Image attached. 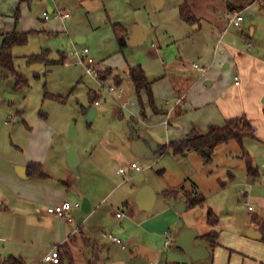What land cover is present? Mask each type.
I'll return each mask as SVG.
<instances>
[{"label":"rangeland","instance_id":"1","mask_svg":"<svg viewBox=\"0 0 264 264\" xmlns=\"http://www.w3.org/2000/svg\"><path fill=\"white\" fill-rule=\"evenodd\" d=\"M160 1L163 2L160 4ZM228 2H234L231 9L241 12L244 21L240 27H228L222 38V47L234 45L247 49L244 37L250 35L253 28L255 34L249 38L254 43L252 50L264 59V0H30L16 29L33 31L26 44L13 48L15 67L27 77L29 86L17 88L14 75L0 76V161L15 153L16 145L25 146L29 142L31 131L26 126L37 129L38 121L44 119L57 129L55 143L88 149L86 155L90 156L87 161L94 162L98 168L104 167V176L92 173L85 178L84 185L89 193L101 196L122 183L121 176L117 174L122 166L128 174L125 180L132 175L128 170L133 161L144 168L141 174L132 176L128 184L114 191L109 202L115 206V211L122 213L126 210L123 202L133 199L128 197L129 186L138 181L153 187L161 196L166 191L176 190L177 207L181 210L186 207L188 198L195 194L193 188L196 186L206 200L180 212L181 220L186 221L187 226L196 227L200 234L217 231L222 243L225 232L247 233V223L253 216H264V106L258 105L249 115L245 114L252 118L256 135L246 136L242 142L231 139L219 144L210 162H205L194 150L175 153L168 147L162 154L158 151L159 146L185 138L193 127L207 132L212 126L210 123L221 126L226 122L218 121L215 104L218 99H229L235 94L221 89L220 73H216L219 66L211 72L218 81L210 87L203 84L201 75L204 72L194 69L190 79L180 75L191 68L194 61L208 68V59L220 45L221 27L215 21L224 18L220 21H225V27L227 19L229 21L234 14L227 15ZM185 3L193 10L196 7L200 28L195 29L193 24L181 18L180 6ZM48 4L55 5L56 12L44 19ZM64 13H69L70 17L62 19L59 14ZM116 23L132 29V32L141 27L146 35L138 43L130 40L121 50L114 31ZM78 36L84 37L85 42L77 43ZM84 47L89 48V55L102 71L110 67L118 70L117 73L123 77L124 97L117 99L111 96L107 92V83L103 88L98 78L86 73L79 57L72 55L74 50L81 51ZM44 50H50L51 57L55 59L60 53H65L69 63L30 66L28 57ZM138 64L152 82L154 106L146 92L142 93L143 106L137 96L129 68ZM224 82L229 87L235 85L233 69L225 71ZM94 90H102L99 105H92L99 114L89 124L85 120L83 104ZM179 90L188 94L184 103L183 99L179 103ZM223 92L228 96L223 97ZM55 97H62L65 102ZM208 99H214V103H207ZM121 102L126 105L123 107ZM178 110L181 111V119L174 125ZM168 112L171 115L168 116ZM132 118L139 122L137 136L140 139L129 133L127 121ZM191 124H194L192 128ZM245 153L250 155L256 172H249ZM249 205L255 210L250 211ZM210 209L217 216L216 225L208 222ZM108 222L109 228H104L99 236L107 243L110 242L108 234L111 231L115 233L112 230L115 226H126L124 220L121 224V219L116 217H109ZM13 223L11 217L0 218V264L9 254L24 248L19 231L11 230ZM179 223L174 229H178ZM126 230L128 234L140 231L134 223L126 226ZM119 237L126 243L123 236ZM48 247V240H44L40 246H33L32 251H43ZM127 248V253L123 249H114L115 256L128 257L130 247ZM163 251V261L168 259L169 264L189 261V255L174 242ZM30 261L31 264H40L38 260ZM85 262L80 260L79 264ZM93 262L97 264V261Z\"/></svg>","mask_w":264,"mask_h":264},{"label":"crops","instance_id":"2","mask_svg":"<svg viewBox=\"0 0 264 264\" xmlns=\"http://www.w3.org/2000/svg\"><path fill=\"white\" fill-rule=\"evenodd\" d=\"M162 2L160 1V4ZM232 3L234 2H228L227 4V15L239 12L231 9ZM28 5H30V1L20 3V0H0V38L2 37L1 34L17 30L16 25L19 19L16 21V11L19 7L20 17H23V11H25ZM46 8L48 14L56 12V7L53 4L46 5ZM194 10V13L198 16L195 6ZM44 19H46L45 16ZM222 19L224 18L220 17L218 21H215L221 27L220 45L215 48L212 58L208 59L207 64L209 66L206 64L208 68L203 67L204 71L201 72L204 73L201 77L203 78L205 87L212 86L218 80L217 76L214 77L211 72L219 66V70L216 69V73H220L218 79H221L222 82L221 89H226L228 93L235 94V96H230L233 99H218L215 104V109L216 111L218 110L219 115L218 121H227L233 117L244 114L249 115L258 105L264 106V59L260 55L254 54L252 50L254 43L250 42L249 38L255 34L253 28L251 34L244 37L247 49H240L234 45L222 47V38L228 31V27H240L244 18L240 24L231 25H229L227 19L225 27H223L225 21L222 23ZM193 26L195 29H198L201 27V24L198 21ZM17 31L29 30L22 28ZM128 31V40L130 41L131 35L134 32H132V29H128ZM145 35L146 31L144 30L143 39ZM77 38L81 40L80 42L76 41L77 43L85 42L84 37L78 36ZM110 68L113 70L112 75L105 81L100 80V85L103 88H105L104 83H107L109 87L115 85L116 90L113 95H110L121 99L125 93L123 81L118 86L115 84L113 77L119 75L122 80L123 77L117 73L118 70L115 67ZM191 68L184 71L183 75L180 76L190 79L193 76V70L196 69L192 65ZM230 69H233L234 84L235 76H239L240 79V83L232 87H229L224 82L225 71ZM196 70L200 72V70ZM235 91L236 93H234ZM92 92H96L99 98L101 97L102 90H94ZM178 93L179 98H182L184 103L188 98V94L181 90ZM222 95L223 97L228 96L227 92H223ZM244 97L247 98L246 101L242 100ZM262 99L263 102L261 101ZM205 101L206 99L203 102ZM207 101V103H214V99H208ZM121 103L123 107L126 105L125 102ZM207 103H204V105H207ZM218 104H220L221 110H219ZM169 115H171L170 112H168ZM179 115L174 119V125L181 119ZM43 116L45 117V114ZM250 120L252 121V118ZM193 125L191 124V128ZM210 125L217 124L210 123ZM26 127L31 131L29 142L24 144L25 146L16 145L17 151L11 155H7L8 158L4 160L1 158L2 161H0V218L4 216V218L11 217V220L13 219L14 223L11 226V230L14 232L19 231V235L22 237V247H24L17 253L12 252L8 256L21 257L27 264H31L30 259L34 260V262L38 260L41 263L44 256L54 246L58 247L69 243L74 264H79L80 260L86 261L85 264H95L93 260L97 261V264H169L168 259L163 261V249H168L171 245H165L167 233L173 237L172 242H175L184 229H190L196 231L197 234L194 245H205L210 251V256L207 259L199 261H195L189 256V261H185V264H264V244L259 240V227L253 220L247 223V227L249 228L247 233L225 232L222 236L224 243L218 239L217 246L212 248L209 242L201 238L205 233L200 234L196 227L187 226L186 221L181 220L180 212L191 209L195 205L192 207L187 201L186 207L181 210L177 207L176 195L166 196L165 193H161L162 197L152 187L156 193L154 203L149 208H142L136 198L139 190L146 185L143 181H138L129 186L128 197L132 196L133 199H127L123 202V207L126 210H123L122 213L118 210L115 211V206L109 202L114 191L128 184L132 180V176L135 177L142 172L135 174L132 168H129V174L132 175L129 176V180H125L117 171V174L123 180L122 183L115 185L101 196H97L93 192L89 193L84 185L85 178H88L89 174L92 173L98 174L101 177L106 172L104 171V167L98 168L94 162L91 161L90 163L87 161V157L90 156V154L86 155L88 149L81 150L78 146H62L59 143H55L57 129L49 124L47 120H39L37 129H32L30 126ZM183 138L174 140H181ZM137 139H140V137L138 136ZM122 161H125V158ZM133 162L140 165L137 161ZM31 163L41 164L45 175L42 177L29 175L27 168ZM193 191L194 195H200L196 186L193 188ZM200 196L204 197L203 195ZM204 199L206 200L205 197ZM64 202L80 204L71 213L73 216L72 221L61 219L46 211V208L49 206ZM119 213L121 214L120 216H118ZM109 217L121 219V224L124 220L127 227H129V224L134 223L136 229H140V231L135 230V234H128L126 226L122 228L115 226L112 229L115 230V233L111 231L108 237L112 234L120 238L119 235H121L125 238L126 243L122 241L123 245L118 244L111 240L110 237V242L107 243L99 236L104 228H109ZM179 221L178 229H174ZM102 234L106 235V233ZM228 238L230 240L226 241ZM44 240H48L49 247L43 251L34 250L33 252L32 247L40 246ZM228 245L232 246V248L229 249ZM127 247H130L128 257L125 255L122 257L115 256L114 249H123L124 253H127Z\"/></svg>","mask_w":264,"mask_h":264},{"label":"trees","instance_id":"3","mask_svg":"<svg viewBox=\"0 0 264 264\" xmlns=\"http://www.w3.org/2000/svg\"><path fill=\"white\" fill-rule=\"evenodd\" d=\"M30 1V0H20V3ZM180 16L181 18L188 22L189 24H195L199 21V18L193 11L192 6L188 3L182 4L180 6ZM16 21L20 18V8L18 7L15 14ZM30 31H11L1 34L2 42L0 46V76H8L12 74L16 77L17 83L16 87L21 88L24 86H29L27 77L19 72L14 63L13 48L16 45L26 44L29 38ZM114 31L119 43L121 50L125 49L128 45L129 32L128 29L123 25L116 23L114 25ZM67 55L65 53H60L59 58L55 59L51 57L50 50H44L41 53L33 54L28 57V64L32 67L34 66H45L55 63H65L67 60ZM113 70L111 68L101 70L99 75V80L105 81L110 75H112ZM129 74L131 80L135 86L137 96L140 100V103L143 106L142 93L146 92L151 104H154L153 101V91H152V82L148 79L144 69L141 65H135L129 68ZM113 80L116 85H121L122 78L119 75H115ZM61 102H65V99L62 97H55ZM99 100V95L96 92H90L88 102L92 106L96 101ZM154 106V105H153ZM176 109V108H175ZM85 115L88 110L83 106ZM180 110L176 112V116L180 114ZM144 115V111H143ZM138 121L135 118L127 121V126L130 132V135L136 137L138 134L137 130ZM256 127L253 125L252 121L244 114L241 116L233 117L228 119L224 125L217 126L212 125L209 127L207 132H201L197 127H193L192 130L187 134V136L181 140L170 141L168 144L159 146V153L164 152L168 147L172 148L175 153H183L187 150H194L199 153L205 162H210L212 160V154L216 146L222 143H226L231 139H237L239 142H242L243 138L246 136H255ZM138 138V136H137ZM247 158V164L249 167V172L254 171L252 166V160L248 153H245ZM27 172L31 176H44L42 171L41 164L31 163L28 165ZM178 192L176 190L166 191V196H175ZM204 197L200 195H193L188 198V203L190 206L202 204L204 202ZM253 222L259 227L260 239L264 241V218L254 215ZM208 222L211 225H216L218 222L217 216L212 209L208 213ZM203 240H206L211 244V247L217 246V240L219 238V233L217 231L209 232L201 236ZM58 251L62 262L68 260L69 264H74L72 251L69 243L58 246ZM1 264H27L26 261L14 255H10L3 261Z\"/></svg>","mask_w":264,"mask_h":264},{"label":"built area","instance_id":"4","mask_svg":"<svg viewBox=\"0 0 264 264\" xmlns=\"http://www.w3.org/2000/svg\"><path fill=\"white\" fill-rule=\"evenodd\" d=\"M61 17L63 18H67L70 16L69 13H64V14H59ZM45 18L47 19L49 17V14L47 12L44 13ZM243 20V16L241 14V12H237L234 13L232 16H230L229 18V25L231 24H240V22ZM90 50L88 47H84L81 51L78 50H74L72 52V55L74 57H79V61L81 63L84 64L85 66V71L88 75L93 76L95 78L99 79V75H100V71L101 69L98 67V65L95 62V59L89 55ZM68 60L65 61V64H68ZM191 65L200 70L203 71L204 68L201 67L197 62H192ZM240 83V79L239 76H235V84H239ZM116 90V86L111 85L108 88V92L109 94L113 95L114 91ZM179 103L182 101V98H179ZM99 101L95 102V105H98ZM130 168H132V170L135 172V174H139L141 172H143V168L138 165L136 162H132ZM118 173L124 178L126 179L128 174H127V170L124 167H121L118 170ZM129 179V178H128ZM80 204L79 203H75V204H71L69 202H64L62 204H57V205H53V206H49L47 208V212L50 214H53L61 219L67 220V221H72L73 220V216L71 215L72 211L79 207ZM248 209L250 211L254 210V207L249 205ZM121 214L119 213L118 216H120ZM110 239L113 240L114 242L118 243V244H122L123 242L120 238L114 236V235H109ZM173 241V237L171 235H169L167 233V238L165 241V245L169 246L171 244V242ZM40 264H62V259L60 257L59 251H58V247L54 246L52 248V250H50L42 259Z\"/></svg>","mask_w":264,"mask_h":264},{"label":"water","instance_id":"5","mask_svg":"<svg viewBox=\"0 0 264 264\" xmlns=\"http://www.w3.org/2000/svg\"><path fill=\"white\" fill-rule=\"evenodd\" d=\"M144 30L140 27L135 28L134 33L131 35L132 43H138L143 40ZM77 42L81 40L77 38ZM84 107L88 110L85 115V120L92 124L95 117L99 114V110L95 106H91L88 100H85ZM156 198V193L152 187L145 185L143 186L137 194V202L142 208H149ZM196 231L190 229H184L178 239L174 242L175 246L186 252L193 260L199 261L202 259H207L210 256L209 249L203 245H194L196 239ZM63 264H69L68 260H65Z\"/></svg>","mask_w":264,"mask_h":264}]
</instances>
